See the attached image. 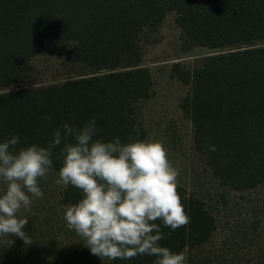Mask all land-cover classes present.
Masks as SVG:
<instances>
[{
  "label": "trees",
  "instance_id": "obj_1",
  "mask_svg": "<svg viewBox=\"0 0 264 264\" xmlns=\"http://www.w3.org/2000/svg\"><path fill=\"white\" fill-rule=\"evenodd\" d=\"M168 11L181 29L182 52L213 50L193 67L170 65L169 77L188 87L180 108L191 123L194 149L220 186L242 192L262 185L264 0H0V142L16 135L17 149L46 146L55 129L79 128L92 118L99 129L93 139L147 140L139 102L154 91L149 68L139 64V35L159 27ZM45 39L71 42L68 56L84 71L28 82V63ZM59 151L52 156L55 174ZM178 192L190 223L175 231L161 226L171 235L160 246L192 252L187 264H207L197 252L211 240L216 218L202 198L181 186ZM81 198L71 185L59 189L57 207L27 218L31 244L0 238V264H153L155 257L147 255L113 261L92 255L63 219L66 207Z\"/></svg>",
  "mask_w": 264,
  "mask_h": 264
},
{
  "label": "clouds",
  "instance_id": "obj_2",
  "mask_svg": "<svg viewBox=\"0 0 264 264\" xmlns=\"http://www.w3.org/2000/svg\"><path fill=\"white\" fill-rule=\"evenodd\" d=\"M62 127L63 132L53 131L46 146L17 149L16 135L0 142V238L32 243L24 231L27 216L18 214L23 210L30 215L33 199L43 198L39 181L52 172L53 151L59 147L61 167L54 184L62 190L71 185L82 193L77 203L66 207L63 219L92 255L101 261L147 255L155 257L153 264H187L184 252L159 243L190 223L178 192L180 170L169 160L164 143L93 139L99 131L95 118L79 128ZM208 147L217 151L215 145ZM161 226L171 231L165 234Z\"/></svg>",
  "mask_w": 264,
  "mask_h": 264
},
{
  "label": "rangeland",
  "instance_id": "obj_3",
  "mask_svg": "<svg viewBox=\"0 0 264 264\" xmlns=\"http://www.w3.org/2000/svg\"><path fill=\"white\" fill-rule=\"evenodd\" d=\"M180 34L175 12L168 11L159 27L146 28L139 35V64L149 68L154 91L151 98L139 102L147 140L164 143L169 160L180 170L178 186L202 198L216 218V230L197 252V260L207 264H264V183L242 192L222 187L206 159L194 149L191 123L180 108L188 87L169 77L170 65L181 61L193 67L213 50L197 46L182 52ZM72 46L69 41L45 39L28 63V82L60 81L84 71L68 56ZM56 178L51 172L47 179H41L43 198L33 199L30 215L23 210L18 215L35 219L57 207L60 188L54 184ZM185 254L188 263L193 259L192 252Z\"/></svg>",
  "mask_w": 264,
  "mask_h": 264
}]
</instances>
